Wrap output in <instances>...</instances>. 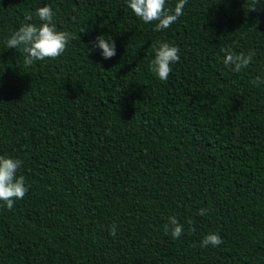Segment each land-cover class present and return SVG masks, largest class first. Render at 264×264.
Segmentation results:
<instances>
[{"label":"trees","instance_id":"trees-1","mask_svg":"<svg viewBox=\"0 0 264 264\" xmlns=\"http://www.w3.org/2000/svg\"><path fill=\"white\" fill-rule=\"evenodd\" d=\"M251 4L187 0L157 32L127 0H0V155L28 186L0 206V264H264V0ZM46 5L75 39L27 65L6 42ZM162 42L180 55L167 81L149 70ZM225 48L255 55L236 72ZM210 233L222 243L202 247Z\"/></svg>","mask_w":264,"mask_h":264},{"label":"clouds","instance_id":"clouds-1","mask_svg":"<svg viewBox=\"0 0 264 264\" xmlns=\"http://www.w3.org/2000/svg\"><path fill=\"white\" fill-rule=\"evenodd\" d=\"M187 0H178L174 9L166 8V0H127L128 7L136 17L145 24L155 22L154 31H162L174 24L183 14V9ZM260 0H252L248 10H257ZM55 13L50 6H43L36 9V16L42 22L39 25L35 23H24L18 30L13 32L6 42V48H23L26 54L24 62L27 65L33 64L37 60L56 59L61 56L69 42L75 39V36L64 30H58L53 22ZM26 21L32 20V15L25 16ZM83 32V30L81 31ZM94 47L101 49V55L105 59H110L116 55L115 41L111 36L107 39L104 35L96 38ZM225 53L224 64L232 67L233 71L239 72L246 68L253 60L255 53L250 52L235 54L231 49H221ZM155 55L150 62V71L153 72L161 81H167L172 71V64L180 60L179 48L170 45L167 42L159 43L154 49ZM22 160L19 158L6 157L0 155V201L9 210L15 205L16 200L22 199L28 192V186L25 184L23 175H18V170L22 166ZM206 210L200 209V215H205ZM190 230L195 232V226L189 221ZM171 231L173 239H178L184 234V227L179 223L176 217H169V225L165 226V232ZM110 234L115 236V226L110 229ZM222 243V237L218 233H210L204 237L201 242L202 247L208 245L219 246Z\"/></svg>","mask_w":264,"mask_h":264}]
</instances>
